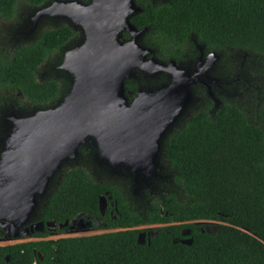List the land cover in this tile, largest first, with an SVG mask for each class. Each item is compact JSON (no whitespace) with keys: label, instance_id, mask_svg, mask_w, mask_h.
Instances as JSON below:
<instances>
[{"label":"trees","instance_id":"trees-1","mask_svg":"<svg viewBox=\"0 0 264 264\" xmlns=\"http://www.w3.org/2000/svg\"><path fill=\"white\" fill-rule=\"evenodd\" d=\"M24 1L33 7L47 0ZM135 2L141 11L129 20L146 27L145 36L163 57L176 58L194 34L220 59L238 50L259 60L233 77V100L222 98L211 112L210 97L201 96L200 107L165 138L162 156L184 200L168 191L139 213L121 190L93 179L92 148L85 149L86 165L62 168L48 190L39 217L44 225L33 233L38 238L0 245V264H264V0ZM15 5L16 0H0V19H11ZM78 34L63 23L0 52V91L19 93L30 107L55 103L68 89L67 75L56 71L57 76L38 79V67L52 57L58 62L62 47ZM219 71L213 74L218 94L230 82ZM105 191L116 198V213L100 218L115 229L47 237L45 222L61 233L64 220L82 213L99 216L98 197ZM140 224H158L143 243L136 236L148 228H137ZM211 224L214 230H206ZM182 230L189 231L190 244L172 241L184 237Z\"/></svg>","mask_w":264,"mask_h":264},{"label":"water","instance_id":"water-1","mask_svg":"<svg viewBox=\"0 0 264 264\" xmlns=\"http://www.w3.org/2000/svg\"><path fill=\"white\" fill-rule=\"evenodd\" d=\"M140 8L133 0H50L31 13L33 26L43 17L62 18L79 29L81 37L63 50L58 67L69 74V88L53 105L38 107L32 113L5 116L4 134L0 136V226L10 237L41 230L36 221L24 226L34 209L35 197L46 192L47 184L61 162L73 159L78 147L88 138L94 142V157L109 167L127 164L135 174L145 161L138 154L145 137L156 143L162 133L181 114L190 100V90L183 80L171 79L152 91L138 89L127 105L123 81L135 67L143 64L148 72L156 69L177 72L174 60L166 65L145 60L147 52L137 39L144 29L129 20ZM122 31L129 37L121 39ZM209 56L216 57L215 53ZM210 60H206V66ZM183 73L187 78L190 71ZM213 110L218 99L210 90ZM105 197H98L102 213ZM45 222V225H53ZM61 224H67L64 220ZM59 225V224H58ZM68 230H75L72 221ZM154 230L139 231L136 242L152 237ZM173 242L190 244L188 230Z\"/></svg>","mask_w":264,"mask_h":264},{"label":"rangeland","instance_id":"rangeland-1","mask_svg":"<svg viewBox=\"0 0 264 264\" xmlns=\"http://www.w3.org/2000/svg\"><path fill=\"white\" fill-rule=\"evenodd\" d=\"M49 1L50 0H48L45 4L49 3ZM161 1L162 0H157L158 3ZM37 7H39V6H37ZM37 7L33 8V7L29 6L24 0H16L15 10H14V19L12 20L13 22L10 20L0 19V52L10 51L11 49H13L18 44L28 43V42L33 41L36 38V36L38 35V33L44 28L57 26V25H60L63 23L67 24L66 20H64L62 18H57V17L56 18L50 17L53 20L48 21V22H46V21L39 22V20H38L37 22L39 24H38L37 30L34 33V39L32 40V39L22 38L21 34L28 27V21H27V18L25 20V16H26V14L30 15L31 13H33ZM43 18H45V16ZM24 20H25V24H24ZM24 36H26V35L24 34ZM193 36L195 37L194 34H190L189 41L191 40V37H193ZM195 40H196V38H195ZM199 42H201V41H199ZM190 43H191V41H190ZM219 59H220V57H219ZM219 59L217 60L215 66L212 70V73L214 74V72H218L220 70L219 74L222 77L229 78L230 82L223 86V89L221 90V92L219 94H218V91H215V89H214L215 88L214 87L215 81H217V79L215 81L208 82L207 90H210L211 92L213 90L217 93V95H216L215 92H212L213 96L218 99L217 106L220 104L222 98H229V100H233L232 95L234 94L235 86H234V84H232V80H233V77H235V74L236 73L240 74L244 67L247 68L248 66H252L253 64L257 63L259 60V59H255L254 55H251V54L245 53V52H241L238 50L227 51L224 53V57L221 58L220 61H219ZM58 62H60V61H58ZM58 62H56L55 57H52V58H49V60L42 63V65H40L38 67L37 78L42 79V78H49L52 76H57L58 72H56V71L65 72L64 70H62L58 67V65H59ZM231 69H232V71H229ZM65 74L67 75L68 73L65 72ZM61 76H63V75L61 74ZM68 84H69V82H68ZM210 99L212 101V106L210 108V111L213 112L214 111L212 109L213 108V100H212V98H210ZM201 103H202V99H201ZM196 104H198V101L196 102ZM200 105H198L196 107V109L199 108ZM37 108H38L37 106L36 107H30L23 100V98L20 96L19 93L14 92L13 90L8 89V88L1 90L0 91V136H2L4 134L3 129H4V125H5L4 124L5 120H3V119L5 116H8L10 113L29 114V113H32ZM192 110H193V108H186L185 109L186 113L185 114L181 113L180 116H178L176 118V120L169 126V128L172 127V129L167 133L166 137H168V135L176 127V126H174L175 123H177V126L181 125L182 122L184 121L185 116L192 113L193 112ZM90 148H92L91 154L93 157L92 163L94 166L93 174L91 173V176L93 177V179L101 181V182H105L108 184L110 183V184L118 187L124 193L126 200H127V198H129L133 208L136 209L139 213H143L147 209V203L145 202L146 199H150L152 197H160V196H162V194H164L168 191H174L176 193V197L179 200H181V199L184 200L186 198V195L184 194V192H182V190L173 183V180H172L173 169L170 166H169V169H166V168L159 169L158 168L159 171L157 172V174L162 175V176L152 178L153 182H150V178L140 179V176H136L134 178L133 174L130 171L124 169L128 173V175L131 177L130 181H129L127 176H125L124 174L116 173V171H118L119 173L124 172L123 168H118L117 170L110 172L111 170H113L119 166H122L121 164L111 168L105 163V165L110 170L107 169L105 166L96 164L95 162H98L100 164L103 162H100L99 160H97L94 157L95 146H94V142L90 138L86 139L78 147V153L75 155V157L73 159H65L61 162L59 168L57 169V171L55 172L53 177L50 178V180L47 184L46 191L49 190L51 187H53V185L55 183L54 182L53 184H51V180L55 179L58 176L60 177V171L62 168H65L68 165H72V164H76V163L86 165L85 163H87L88 159H89L88 155L86 153H84V154H81V153H83V150H85V149L89 150ZM159 163L161 165L167 166L165 159L163 157L159 158ZM59 177H58V179H59ZM58 179H57V181H58ZM137 187H138V189L142 188V191L139 192L138 194L134 193V192H136ZM46 196L47 195H45V197ZM45 197L42 198L41 200H38L39 198L37 197L36 198L37 203H39V205H40L41 202L45 200ZM129 199L127 200V202L129 201ZM38 207L39 208H38L37 213H36L37 216L41 212L42 205H40ZM213 224H211L210 226H206V228L214 230ZM157 226H158V224H140L136 227L137 228H148L149 230L150 229L154 230V228ZM105 231H110V230L94 228V229H88V230H76V231H71V232L63 231L61 233L50 234L49 237L50 238H56V237H62V236L89 235V234H95V233H100V232H105ZM28 238H29L28 236H18L16 238H12L10 236L0 237V245L19 242V241L27 240Z\"/></svg>","mask_w":264,"mask_h":264},{"label":"flooded vegetation","instance_id":"flooded-vegetation-1","mask_svg":"<svg viewBox=\"0 0 264 264\" xmlns=\"http://www.w3.org/2000/svg\"><path fill=\"white\" fill-rule=\"evenodd\" d=\"M86 1H83V2H86ZM133 1H134V4L140 8L139 11H141V5L139 3L137 4L135 2V0H133ZM163 1H165V0H162L161 2H163ZM46 2L40 4L39 6L45 4ZM149 2L151 4L158 3L157 0H149ZM34 7H37V6H33V8ZM134 14H132V15H134ZM43 17H41L39 19V22H42V21L48 22V21L53 20L48 16H45V18H43ZM26 18L28 21V27L23 31V33L21 34V37L33 40L34 39V33L37 30L39 23L37 22V24L35 26H33V20H32L31 14L30 15L26 14L25 20H26ZM13 19H14V16L11 19H3V20L12 21ZM25 20H24V24H25ZM57 26H59V25H57ZM143 27H144V29L139 34L137 41H138L139 45H141L144 49H146L148 51L147 52L144 51V53L139 54V59H141V62H143L145 60L151 61V59H152V61L161 62L164 65H166L169 60H174L175 64H177V67L179 70L177 72H174V74H173V72H171L170 70H164L161 68L156 69L153 72H148V69L146 66H145V69L143 68V64L139 67L138 66L135 67L132 70V72L130 73L129 77L125 78L123 81L124 97H125L126 104L129 105L132 102L133 98L136 96L138 89L152 91V90H154L160 86L168 84L171 79H177L179 77L180 80H183L185 82L188 89L190 90V100L186 103V105L184 106L181 113L185 114L186 108H193V110L196 109V107L201 104V96L208 95L207 94L208 82H212V81L216 80V77L213 75L212 70H213L217 60L219 59V54L214 50H206L205 44L203 42L196 41L195 37L193 36V37H191V40H190L191 41L190 46H188L187 48L182 46L181 47V53H179V55L176 58H174L172 56L163 57L161 55L160 49L157 46L150 44L151 42L149 41L148 37L145 36L146 27L145 26H143ZM73 30H76V32H79V34L73 41L69 42L68 44H66L62 47L59 61H61V59H62L63 50L69 46H73L74 44H76L81 37V33H80L79 29L73 28ZM123 33L125 34L124 36H123ZM24 34L26 36H24ZM128 37H129V35L126 32L122 31L121 39L124 40V39H127ZM210 53H215L216 57L214 58L212 56H209ZM207 59L210 60V63H208V65L206 66L205 64H206ZM58 63H60V62H58ZM181 70H184L186 73H188L190 71V73L186 79L182 77L183 73L181 72ZM67 77H68V82H69V74H67ZM215 83H216V81H215ZM68 88H69V84H68ZM67 91H68V89L66 90V92ZM212 92H213V90H212ZM197 101H198V104H196ZM53 104H51V105H53ZM48 106H50V105H48ZM45 107H47V106H45ZM174 126L177 127V123H175ZM168 128L169 127H167V129L162 133L160 139L156 143L151 141L149 136H146L145 137V141H146L145 144H142V143L140 144V146H141L139 148L140 152L139 153L132 152V155L138 154L145 161V167L143 165H141L140 169H138V171L135 174H133L134 178L136 176H140V179L150 178V182H153L152 178L162 176V175L157 174V172L159 171L158 168L159 169H162V168L169 169L170 165L168 162H166L167 166L161 165L159 163V158L163 157L162 155H163L164 140L167 136V133L172 129V127H170L169 129ZM101 164L103 166H105L107 169H109L105 165V163H101ZM118 165H120V164H118ZM118 165H116V166H118ZM121 165L122 166H119V167L111 170L110 172L115 171L118 168H123V170L129 169L127 164L123 163ZM125 170H124L125 173L124 172L119 173L118 171H116V173L124 174L125 176H127L128 180L130 181L131 177L128 175V173ZM58 177L51 180V184H53L54 182H55L54 184H56ZM116 188H118V187H116ZM141 191H142V188L138 189V187H137L136 192H134V193L138 194ZM47 194H48V190L44 193L43 196H41V197L36 196L35 197L36 203H35L34 209L30 212L27 221L22 226L19 227L18 232L21 231L24 226H28L29 224H32L33 222H36V221H41L39 219L41 212L39 213L38 216L36 215V213H37V210L39 208L38 206L42 205V208H43V206L45 204V200L42 201L41 204L39 205V203H37L36 198L38 197L39 198L38 200H41ZM103 195L105 197V207H104L102 213L99 212V216L92 215V214H83V213L78 214L75 217L71 218L70 220H68V221L66 220L67 224L63 225L64 231H66V232L69 231L67 226L71 221L75 226V230H72V231L88 230V229H94V228L104 229V230L115 229V227L105 226L107 224V222L101 220V218L104 216L105 212H107V214L109 216L114 217L113 212L116 213V198L113 197L111 194H109L108 191H105ZM152 198H154V197H152ZM152 198L145 200V202L147 203V206L149 205V201ZM128 199L129 198H127V200ZM128 204L130 206H132L130 199L128 201ZM101 225H102V227H101ZM206 226L207 225H205V228H206ZM48 228H49V234L47 235V237H49L50 234L55 233L53 231L54 224L49 225ZM50 230H52V231H50ZM206 230H208V228H206ZM35 231H38V230H34V231H32L26 235L18 234L17 236H14L12 238H16L18 236H28L29 238L27 240H34V239L38 238V237L33 235V233ZM69 232H71V231H69ZM6 236H9V234L4 233V231L2 230V228L0 226V237H6ZM23 241H25V240H23Z\"/></svg>","mask_w":264,"mask_h":264}]
</instances>
